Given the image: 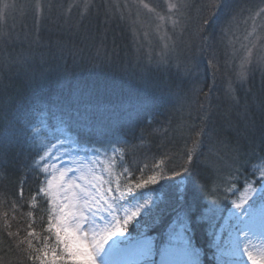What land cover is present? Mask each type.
<instances>
[{"label":"trees","instance_id":"trees-1","mask_svg":"<svg viewBox=\"0 0 264 264\" xmlns=\"http://www.w3.org/2000/svg\"><path fill=\"white\" fill-rule=\"evenodd\" d=\"M100 16L90 18L86 31L74 28L69 37L60 34L58 41L41 46L26 39L2 44L0 39V130L14 138L0 149V264H43V252L56 245L47 227L50 211L42 191L46 175L41 143L53 127H64L60 120H67L68 114L72 127L63 135L70 133L82 146L120 149L121 166L125 164L136 182L163 174L160 200L150 216L137 220L158 245L166 239L164 228L175 208L191 206L201 213L216 193L227 209L217 187L221 175L236 171L234 182L242 185L255 179L254 167L264 164V71L251 72L246 86L215 92L217 98L207 89L197 98L196 108L174 109L173 101L165 105L162 98L171 93L182 97L191 88L188 78L172 63L161 66L136 58L143 54L132 53L128 40L108 31ZM16 55L24 58L21 64L13 61ZM42 124L46 127L37 134ZM200 127L211 133L218 154L233 159L230 172L220 168L215 177V169L203 164L198 149L186 164ZM181 166L189 171L183 173ZM182 177L191 186L180 192L176 181ZM220 224L213 228L212 221L202 220L190 230L193 244L204 253L203 264H216L211 255Z\"/></svg>","mask_w":264,"mask_h":264},{"label":"rangeland","instance_id":"rangeland-1","mask_svg":"<svg viewBox=\"0 0 264 264\" xmlns=\"http://www.w3.org/2000/svg\"><path fill=\"white\" fill-rule=\"evenodd\" d=\"M211 2L212 0H0V11L4 12L3 18H0V39L3 40L2 44L5 42L14 44L13 42L18 43V41H25L26 39L32 45L41 46L50 40L58 41L60 34L69 37L71 29L78 28L86 31L84 27L85 24H89L90 18H100L102 15L105 23H107L105 25L109 27L108 31L124 36L123 38H126L131 45L132 53L134 51L143 54L135 55L136 58L140 57L149 64L161 66L172 63L181 71V77L188 78V83L191 85L188 92L184 93L182 97L171 93L162 98L163 104L166 105L170 99L174 103V109H177L178 106L196 108L200 105L197 98L207 89L209 96L217 98L213 95L215 92H225L226 89L232 88L235 84L246 86L251 72L264 71V62H261V57H264V0H226V6L217 11L209 20L211 27L200 31L203 19L210 15L211 9L208 5ZM5 3L10 5L6 10L4 9ZM173 4L179 5V7L172 8L171 5ZM173 21L176 22L175 25ZM205 37H209V39L205 40ZM249 49L252 52V62L245 65L242 70L241 61ZM14 58L13 61L17 64L24 61V58L19 59L17 55ZM242 71L245 73L244 79H241ZM197 89L200 91L197 92ZM194 127L193 123L191 128L195 130ZM202 128L205 132L198 138V150L204 154V158L202 157L203 164L215 169V177L218 176L220 168L230 172L233 159L230 160L226 153V156L218 154V150H214L211 144V133L209 136L205 127H200L199 132ZM192 129L189 130V133ZM64 136L61 135V139ZM214 142H217L215 137ZM71 148L74 151L70 150L69 156L56 161L57 167L61 163L67 167L72 160H80L93 168L96 175L103 176L104 180L110 178L108 171L110 169L112 178L119 177L121 191L127 192L131 188V196H134L137 201L143 202L144 199L151 197L154 201L151 207H154L160 200L161 195L158 194V191L163 180L160 179V173H154L157 176V184H150L146 189H136L135 184L139 183L140 180L136 182L135 178H131V174L124 173L125 164L123 167L121 166L120 161L123 154L120 149H99L82 146L76 142ZM160 160L157 159L156 161ZM220 160L221 162H219ZM49 163L51 164V162ZM71 167L74 171L68 173L63 182L59 179V173H54L57 179L52 181L51 187L46 182L51 177L46 176L42 191L48 200L53 224L57 222V217L60 215L59 206L66 202L65 196L70 194L62 191L59 184L64 183L65 189H67V182L73 175L77 177L76 183H82L79 179L80 173L75 171L78 165L71 164ZM43 168L45 170L44 166ZM257 169H264V164L254 167L255 179L244 181L242 185L234 182L237 175L236 171L228 175H225L224 172L220 177L221 184L217 187H220L224 194L225 189L231 183L240 189V193L237 195L246 194V182H255L254 187H259ZM52 171V167L47 169V172ZM83 171L84 175L91 178L92 173H89L87 168H84ZM177 182V185H180V192L191 186L184 177ZM219 198L221 199L220 196ZM235 199L236 196L229 194V198L224 199L228 208L226 209L225 205L221 203L223 208L221 218L209 220L215 225L219 222L222 225L227 221L228 225V228L223 231L219 238L217 235L215 237L214 254L219 239V245L223 252L220 257L222 264H253L248 259L247 254L232 255L235 238L230 235V231L231 226L236 224V220L228 217L229 212L234 210L232 200ZM210 202L209 200L206 208ZM182 210H184L182 207L175 208L172 219L164 228L167 235L163 245H158L155 237L148 233L143 226L136 223L129 226L125 235L135 238L141 232H146L147 235L153 237L154 244L159 250L168 242L169 230H179V225L183 221L178 214ZM141 216L137 217L136 220ZM133 229L137 230V233H133ZM219 230L220 228L218 232ZM51 231L55 234L54 229ZM260 232L261 230L257 228V236L252 239L248 252L258 264H264V245L258 238ZM185 235L190 238L192 246L199 250V261L200 264H203L204 253L193 244L190 231L186 232ZM54 248L58 252L61 251L56 245ZM214 254L211 256L215 258ZM154 260L158 264L159 255L154 257Z\"/></svg>","mask_w":264,"mask_h":264},{"label":"snow or ice","instance_id":"snow-or-ice-1","mask_svg":"<svg viewBox=\"0 0 264 264\" xmlns=\"http://www.w3.org/2000/svg\"><path fill=\"white\" fill-rule=\"evenodd\" d=\"M225 6L226 0H212L208 5L211 9L210 15L203 19L199 30L204 31L206 28H210L211 17ZM8 7L10 5L5 3L4 9L6 10ZM171 7L178 8L179 5L173 4ZM3 16L4 12L0 11V18ZM175 23L173 21L174 25ZM207 39L209 37H205V40ZM251 62L252 52L249 49L241 61V69L243 70L245 65ZM261 62H264V57H261ZM244 78L245 73L242 71L241 79ZM199 91L197 89V92ZM207 95L205 93L206 98ZM207 118L206 114L204 119ZM60 123L64 127H53L41 143L43 155L40 156V162L45 167V175L51 177L46 182L51 187L52 181L57 179L54 174L56 172L59 173V179L63 182L67 174L74 171L71 164H77L78 167L75 171L80 173L79 179L82 183H76L77 177L73 175L67 182V189H65L64 183L59 184L62 191L70 194L65 196L66 202L59 206L60 215L57 217V222L53 224L50 217L47 227L49 230H55L56 247L61 251L58 252L55 248L51 252L44 251L41 257L43 264H157L154 260L157 255H159L158 264H200V252L192 246L190 238L185 233L189 232L199 221L221 218L223 208L216 193L211 194V202L203 212L197 213L191 206L182 210L178 214L183 221L179 225V230L170 229L168 242L159 250L154 244L153 237L147 235L146 232H141L137 237L130 238L125 235L129 226L133 223L139 224L136 218L141 216L142 212L145 217L151 215L153 199L148 197L143 202H139L134 196H131V188L127 192L121 191L119 177L112 178L110 169H108L110 178L104 180L103 176L96 175L93 168L80 160H72L67 167L63 163L57 167L56 161L69 156L70 150L74 151L71 146L75 143L70 133L61 139V135L67 133L68 129L72 127L71 115L68 114V119L60 120ZM44 127L46 125L42 124L41 129L35 130L37 134ZM204 132L205 130L202 128L196 134L197 138ZM13 139L9 132L0 130V149L4 148L6 143L10 145ZM198 147L199 139L193 141V147L187 150L186 164L192 162ZM49 167H52V172H47ZM181 167L183 173L189 171L187 166ZM84 168L92 173L91 178L84 175ZM257 171L259 172V187H254L255 182H246V194L237 195L240 193V189L229 183L224 193V199H228L229 194L236 196V199L232 200L234 210L229 212L228 217L236 220V224L231 226L230 231V235L235 238L232 255L247 254L253 264H258V262L248 252V248L251 246L252 239L257 236V228L261 230L258 238L264 245V169H257ZM124 173L130 175L126 168ZM181 174V172L173 171V175ZM253 174L255 175V172ZM160 179H165L163 174L160 175ZM157 183V176L153 174L136 183L135 188L143 189L147 185ZM22 191L23 189H21ZM215 227L216 225L213 224V228ZM227 228V221H225V224L220 225V230L216 233L217 237L219 238ZM33 234L29 233V235ZM214 255L217 264H222L220 257L223 252L219 245V239Z\"/></svg>","mask_w":264,"mask_h":264}]
</instances>
